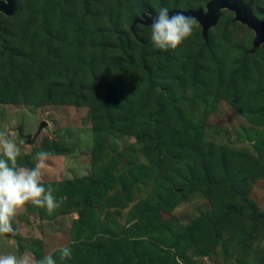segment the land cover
Here are the masks:
<instances>
[{
	"label": "rangeland",
	"instance_id": "1",
	"mask_svg": "<svg viewBox=\"0 0 264 264\" xmlns=\"http://www.w3.org/2000/svg\"><path fill=\"white\" fill-rule=\"evenodd\" d=\"M14 1L12 16L0 13V131L20 146L18 164L52 154L42 182L62 203L52 214L27 204L14 219L17 241L1 238L0 255L15 247L37 260L56 252V264H264V44L252 53L254 32L224 10L207 40L198 23L176 49L160 50L151 26L132 31L136 18L206 11L211 0ZM243 1L264 22V0ZM121 68L122 93L110 103L100 83L116 89ZM226 168L234 188L205 182ZM240 195L255 215L238 211ZM65 245L72 256L62 260Z\"/></svg>",
	"mask_w": 264,
	"mask_h": 264
},
{
	"label": "clouds",
	"instance_id": "2",
	"mask_svg": "<svg viewBox=\"0 0 264 264\" xmlns=\"http://www.w3.org/2000/svg\"><path fill=\"white\" fill-rule=\"evenodd\" d=\"M197 26L195 17L183 13L170 16L168 8H161L151 23V43L160 50H174L193 34ZM51 155L49 151L41 150L36 153L34 167L20 166V146L7 131H0V235L15 234L13 221L27 204L45 209L49 214L61 206L52 187H45L42 182V170ZM75 243L77 241H72ZM59 253L62 260L70 259L72 248L65 245ZM0 264H56V260L51 254L39 260L28 253L6 254L0 255Z\"/></svg>",
	"mask_w": 264,
	"mask_h": 264
},
{
	"label": "water",
	"instance_id": "3",
	"mask_svg": "<svg viewBox=\"0 0 264 264\" xmlns=\"http://www.w3.org/2000/svg\"><path fill=\"white\" fill-rule=\"evenodd\" d=\"M229 10L235 14V21L239 22L255 34L252 53H255L260 46L264 44V22L261 21L254 12L253 2H244L243 0H211L207 6L206 11L204 9L197 10H172L169 11V15L175 13H183L185 16L195 17L200 26L202 27V35L205 40L208 39L209 31L214 28L218 23L222 15V11ZM0 12L11 16L15 12L14 0H0ZM156 13L152 11L143 12L140 18H136L132 24V31H134L137 25L151 26L153 18ZM47 124L43 122L37 135L42 131ZM36 135V136H37ZM27 143H31L29 136Z\"/></svg>",
	"mask_w": 264,
	"mask_h": 264
},
{
	"label": "trees",
	"instance_id": "4",
	"mask_svg": "<svg viewBox=\"0 0 264 264\" xmlns=\"http://www.w3.org/2000/svg\"><path fill=\"white\" fill-rule=\"evenodd\" d=\"M0 13H2V12H0ZM6 15V14H5ZM6 16H8V15H6ZM12 16V15H11ZM138 26V25H137ZM203 36V35H202ZM204 38V37H203ZM205 40V39H204ZM122 69V77H121V80H120V82H119V84H118V87L115 89V88H113L112 86H110L109 84H106V83H104V82H102V83H100V85H104V87L106 88V89H108L109 91H110V94H109V100H110V103H111V101L117 96V95H121V93H122V87H123V81L125 80V78H126V71L123 69V68H121ZM147 79H148V84L153 88L154 86H155V84H154V78H153V76L151 75V72L149 71V70H147ZM109 103V104H110ZM158 103V109H159V111H158V113L159 114H161L162 113V110H163V107H162V105H161V102L159 101V102H157ZM108 104V105H109ZM264 109V108H263ZM150 114H147L146 115V118H150ZM152 119H154V118H152ZM182 123H185V121H181ZM158 132V134H157V136H158V138H161V135H163V133L162 132H160V131H157ZM183 138L185 139V140H188L187 139V137H186V134L185 133H183ZM189 141V140H188ZM20 166H24V167H34L35 166V159H33V158H31L29 155H25V156H23L21 159H20ZM222 166L224 167V166H227V164H226V162L223 160L222 161ZM225 176H223V177H221V178H219V179H213V178H211V176H205L204 177V180H205V182L207 183V184H209V186L211 187V188H216V187H219V186H223V185H227V186H229L230 188H234V186H235V184H236V182L234 181V175L233 174H229V171H228V169L226 168V170H225ZM238 198H239V200L241 201V202H243L244 203V206H242L238 211L239 212H241V211H244V210H246V211H249L252 215H255L256 214V211H255V209H253L248 203V200H247V197L245 196H243V195H240V196H238ZM85 199V198H84ZM84 204H86L85 202H83ZM80 206V205H79ZM235 213V210H233L232 211V213H231V215H233ZM231 215H229V216H231ZM16 221H13V226L16 228V223H15ZM201 222L202 221H197L196 222V224L198 225V227H199V225L201 224ZM14 228V229H15ZM194 229H196V228H194ZM12 237H14L15 239L17 238V237H15V235H11ZM72 248V247H71ZM74 248V247H73ZM19 249H20V247H19ZM112 249L111 248H108L107 246L104 248V252H106V254L107 255H109V253H111L110 251H111ZM20 253H21V251H20ZM54 253H56V252H53L52 254L54 255ZM107 255H105V256H107Z\"/></svg>",
	"mask_w": 264,
	"mask_h": 264
},
{
	"label": "crops",
	"instance_id": "5",
	"mask_svg": "<svg viewBox=\"0 0 264 264\" xmlns=\"http://www.w3.org/2000/svg\"><path fill=\"white\" fill-rule=\"evenodd\" d=\"M1 238H3V243H1V244H4L5 242H6V244H8V245H13V244H11V243H13V241L15 240V241H17L14 237H12L11 236V234H8V235H0V239ZM12 247V246H11ZM3 251V250H2ZM19 252H20V250H19ZM6 254H15V255H19V254H17V250H16V248L15 247H13V249H12V252L11 253H4V254H1V255H6Z\"/></svg>",
	"mask_w": 264,
	"mask_h": 264
}]
</instances>
